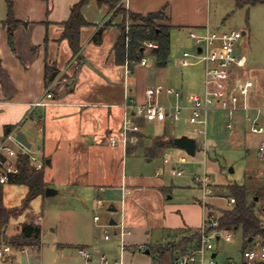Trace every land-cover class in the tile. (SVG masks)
Returning a JSON list of instances; mask_svg holds the SVG:
<instances>
[{
	"label": "rangeland",
	"instance_id": "374dc122",
	"mask_svg": "<svg viewBox=\"0 0 264 264\" xmlns=\"http://www.w3.org/2000/svg\"><path fill=\"white\" fill-rule=\"evenodd\" d=\"M110 8L112 11L106 21L108 23L119 15V19L122 20L123 15L119 11L127 6L119 1ZM211 18L212 29L246 31L237 42L236 52L246 55L248 62L239 69L238 73L244 78L252 77L255 83L264 84V1L239 6L236 0H213ZM131 22L132 19L127 17V25ZM197 47L196 41L188 35V31L174 28L167 65L158 67L156 58L150 50H147L148 64L141 65L137 62L130 76L136 81L139 91L143 93L149 85H163L184 94H203L205 62L197 54ZM184 51L190 53L187 56L189 63L186 65L182 61V57H185ZM138 98L143 99V97ZM161 99L164 104L170 100L176 101L175 95L163 94ZM211 114L207 133V154L198 148L196 154L191 155L185 149L172 144L161 146L152 154L154 142L158 138H167L169 134L172 137L187 134L200 140L195 133V126L188 119L187 111L182 113L181 118L168 121L166 125L142 121L141 130L145 135L140 133L135 144H130L135 149L138 147L140 152L126 153L124 169H120L117 179L120 181L121 174L125 173L128 176L148 178L149 185H158L156 182L160 181L159 192L163 195V204H168L171 211L178 213L179 216L184 213L200 224L203 222V206L200 202L203 190L195 181L197 175H202L204 172L210 175L215 195L209 196L207 201L216 211L217 208L231 207L228 199L233 195L231 187L235 184L245 185L252 196L259 188L264 189V176H262L264 158L258 152L264 134L251 131L250 122L245 119V113L242 111L236 113L233 129L226 125L229 119L227 112L217 110L211 111ZM261 123L264 124V113ZM35 131L39 132V129ZM38 145L39 142L34 140L31 150L36 151ZM166 155L172 157L171 162L165 161ZM182 168L184 169L182 175L174 173L175 169ZM49 172L48 163L45 166V173L48 175ZM48 185L58 192L52 195L40 194L27 200L29 191L27 184H4V205L23 211L11 219L3 238L8 241L15 240L19 234L18 224L23 221L35 220L42 225L38 254L31 253L29 256L21 254L20 260L36 261L33 258L36 255L37 260L42 264H102L104 260L101 256L105 255L110 264L120 260L125 264H153L152 256L140 251L142 250L140 245L167 237V232L162 227L153 224L160 218L156 213L166 211L165 207L154 209L152 212L148 206L150 202L148 197L134 200V195L126 194L125 187H121L120 182L117 185L110 182L103 194L99 193L94 185L82 183L59 185L56 178L51 179ZM149 188L152 187L147 186L146 189ZM98 197L104 200L103 206H97ZM27 201L29 204L25 207ZM258 203L264 204V193L258 197ZM111 205L117 207V210H109ZM130 205L133 206L131 211L128 209ZM134 206L138 209L134 210ZM126 209L127 215L131 212L133 220L137 223L128 226L124 221L125 229L131 230V233L125 235L124 250L120 242V232L121 217ZM96 213L101 219H95ZM112 218L119 224H110ZM148 229L149 233L146 232ZM106 231L111 234L110 238L105 237ZM242 239L240 229L233 232L231 240L222 238L217 241L212 238L219 251L216 260L224 264L241 246ZM80 246L91 249L90 260L79 253ZM134 247L136 251L131 250Z\"/></svg>",
	"mask_w": 264,
	"mask_h": 264
},
{
	"label": "crops",
	"instance_id": "0c3cea01",
	"mask_svg": "<svg viewBox=\"0 0 264 264\" xmlns=\"http://www.w3.org/2000/svg\"><path fill=\"white\" fill-rule=\"evenodd\" d=\"M77 1L14 0L16 16L23 23L15 30L13 50L3 22L7 1L0 0V141L7 125L14 126L16 133L24 131L32 146L34 140L38 141L37 149H42L49 160L50 172L45 173L47 183L56 178L59 185L82 183L98 189L110 182L116 185L120 182L125 192L130 191L126 194L134 195V200L148 197L152 212L165 207L166 211L156 213L160 218L153 224L167 233L177 228L199 227V221L184 213L179 216L168 204H163L160 181L156 182L158 185H149L148 178L125 173L121 174L120 181L117 179L120 169H124L126 153L140 151L138 147H131L133 142L127 146L112 144L109 135L120 134L126 94L144 97L147 87L144 93L139 91L133 77L126 75L125 63L117 62L113 45L120 33L121 18L115 16L106 25L112 10L107 4H98L97 0H90L83 7L84 16L92 24L82 27L83 60L77 65L69 40L60 37L61 22L68 19ZM119 1L129 10L140 13L165 8L172 24L171 35L174 28L199 33L211 28L213 0ZM103 25L101 41L97 42L94 35ZM187 56L182 57L185 65L189 63ZM46 61L54 62L60 69L49 86L44 81ZM47 92L52 96L47 97ZM41 98L45 104L34 105ZM251 100L254 105L264 106L263 82L254 81ZM161 124L166 125V122ZM147 186L152 188L146 189ZM132 207L128 209L131 211ZM121 218L128 226L137 223L131 212L127 215V209Z\"/></svg>",
	"mask_w": 264,
	"mask_h": 264
},
{
	"label": "built area",
	"instance_id": "2783aa9c",
	"mask_svg": "<svg viewBox=\"0 0 264 264\" xmlns=\"http://www.w3.org/2000/svg\"><path fill=\"white\" fill-rule=\"evenodd\" d=\"M130 24L127 25V30ZM188 34L196 41L201 51L198 55L205 62V89L203 94L183 92L174 88L165 87L163 85H149L145 90L143 99L126 94L124 102V117L120 128L119 136L115 133L109 135V141L114 144H123L124 146L130 143H135L139 138L142 121H153L165 123L168 121H176L181 118L184 111L188 112V119L195 126L197 137V149L203 150L206 154L208 151V126L212 118L211 111L223 110L228 114L227 127L233 129L236 113L244 112L245 119L250 122L251 131L257 134H264V124L261 123V118L264 113V106L254 105L252 103V91L254 80L244 78L238 75V69L245 66L247 56L236 52L238 40L243 36L244 32L237 29L219 31L212 28H205L202 33L189 30ZM128 39V37H127ZM147 49L158 47V43L152 40L147 41ZM197 47V48H198ZM185 55H189L188 51H184ZM141 65H147L148 59L145 56L138 62ZM126 75L133 72L129 60L125 62ZM175 95L176 101H168L162 103V95ZM47 97H51L52 93L47 92ZM45 104L43 98L36 101L34 105ZM200 142V147H199ZM20 151L27 152L30 155L31 163L37 168L45 166V155L42 149L32 151L27 148L16 138V130H11L5 134L0 141V182L9 183L11 178L19 171V166L16 158ZM258 152L264 158V139L258 147ZM166 162H171L170 155L165 156ZM174 173L182 175L184 169H175ZM195 181L203 190V196L200 202L203 206V222L199 226V235L197 241L188 246L185 250H181L176 257L167 263L158 264H221L217 259L219 251L217 245L212 238L217 241L222 238L231 240L233 238V229H224L219 227V214L209 206L207 198L215 195L214 186L211 183V177L207 172L202 175H197ZM106 190L105 186H99L98 192L103 194ZM130 192L129 190L126 193ZM229 203L234 205L237 202L235 195H230ZM104 200L101 197L97 199V206H103ZM95 219H101L99 214H95ZM119 222L117 221L116 225ZM122 229L120 232L121 246L125 250V235L131 233L130 229H125L124 221H121ZM106 238H110L111 234L106 231ZM243 240V239H242ZM146 243L140 245V248L145 249ZM79 253L90 260L92 251L87 246H80ZM34 253L29 246L16 248L10 242L0 243V264H42L37 260L35 255L33 258L36 261H22L19 255L26 254L29 256ZM215 253V255H213ZM104 262L102 264H110L105 255L101 256ZM114 264H125L122 260L115 261ZM224 264H264V236H253L249 245L243 246V241L238 250L233 256L228 257Z\"/></svg>",
	"mask_w": 264,
	"mask_h": 264
},
{
	"label": "trees",
	"instance_id": "16d2710c",
	"mask_svg": "<svg viewBox=\"0 0 264 264\" xmlns=\"http://www.w3.org/2000/svg\"><path fill=\"white\" fill-rule=\"evenodd\" d=\"M7 1V15L3 20L8 30V41L13 50H15V30L23 23L18 19L15 13L14 0ZM90 0H78L71 8L68 19L61 22L63 30L61 38H67L74 55H76L77 65L82 63L81 53V34L82 27L92 24L83 14V7ZM264 0H236L239 6L244 4H256ZM98 4H107L113 7L119 0H97ZM123 19L118 23L120 33L113 45L118 63H125L129 60L131 67L134 66L146 55V42L149 40L158 43V47L152 48L150 53L156 58V65L164 67L168 63L171 51V29L172 24L169 22V16L165 8L150 11L147 13L134 12L127 8L121 9ZM127 17L132 19L129 29L127 30ZM106 25L108 22L105 23ZM105 25L101 26L94 35L97 42L101 41V34ZM128 37V39H127ZM79 68H77L78 71ZM60 69L54 62L46 61L44 81L49 86ZM14 126H6V134L13 130ZM174 137L158 138L153 146L152 152L155 153L158 148L164 145H176ZM152 153V154H153ZM16 162L19 171L11 178L9 183H24L28 185L29 191L27 200L34 196L45 194L46 188L49 186L45 180L44 167L37 168L31 163L30 155L27 152L20 151ZM45 165L48 163L45 159ZM4 184L0 182V243L10 242L21 248L29 246L34 254H38L39 243L42 233V225L35 220L23 221L19 225L18 237L13 241L3 238L4 232L11 219L22 213L23 209L18 210L13 207H7L3 203ZM232 194L237 197V202L227 208H217L219 214V227L224 229H240L242 232L243 246L249 245L250 238L257 235L264 236V204L258 203V197L264 193L263 188H259L255 195L249 194V189L245 185L235 184L231 187ZM28 201L26 206H28ZM199 227H183L169 230L167 237L162 240L146 242L145 252L150 249L153 264L167 263L172 261L176 255L188 246L193 245L198 238ZM128 249V248H127ZM131 250L136 251V248ZM36 256V255H35ZM19 257V256H18Z\"/></svg>",
	"mask_w": 264,
	"mask_h": 264
},
{
	"label": "water",
	"instance_id": "95a60500",
	"mask_svg": "<svg viewBox=\"0 0 264 264\" xmlns=\"http://www.w3.org/2000/svg\"><path fill=\"white\" fill-rule=\"evenodd\" d=\"M198 51H201V47H198ZM16 138L23 144L25 145L27 148H31L32 147V142L28 139V137L26 136L25 132L22 130H18L16 133ZM175 144L183 149H185L189 154L191 155H195L196 151H197V141L196 138L187 134L181 135V136H177L173 138ZM47 162H49V160H47ZM231 170H233V168H231ZM57 193V189L48 186L46 188L45 194L46 195H52ZM109 210L111 211H116L117 207L110 206ZM117 220H115L114 218H112L110 220V224H116ZM252 239V237L250 238V240ZM150 249H147L145 251V253L150 254ZM215 255V253L213 254Z\"/></svg>",
	"mask_w": 264,
	"mask_h": 264
}]
</instances>
